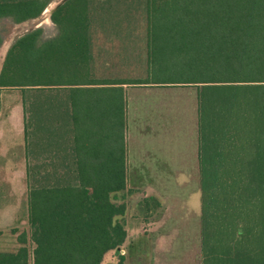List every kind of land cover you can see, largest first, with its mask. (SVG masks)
<instances>
[{"label": "trees", "instance_id": "trees-1", "mask_svg": "<svg viewBox=\"0 0 264 264\" xmlns=\"http://www.w3.org/2000/svg\"><path fill=\"white\" fill-rule=\"evenodd\" d=\"M111 1L65 0L50 14L53 38L35 28L6 54L0 89L21 97L29 235L0 264H103L110 253L124 264L131 85L197 88L202 264H264V0L126 4L125 19L132 8L145 19L148 71L137 80L93 68L95 30L119 26ZM49 3L0 0V18L32 20ZM158 207L146 197L140 211Z\"/></svg>", "mask_w": 264, "mask_h": 264}, {"label": "rangeland", "instance_id": "rangeland-1", "mask_svg": "<svg viewBox=\"0 0 264 264\" xmlns=\"http://www.w3.org/2000/svg\"><path fill=\"white\" fill-rule=\"evenodd\" d=\"M64 0H50L49 6ZM119 1V0H118ZM114 5L115 21L119 26L97 29L94 34L102 36L101 52L94 53L97 65L94 70L100 77L126 80H137L147 77V37L145 19L139 8L130 9V19L123 13L126 4L135 0H120ZM133 5V6H134ZM51 7V8H52ZM50 8V9H51ZM26 24V32L37 26L42 29L43 37L55 35L54 25H42L41 20ZM117 24V25H118ZM111 36L116 39H108ZM107 37V38H106ZM109 41V42H108ZM107 48V49H106ZM167 70H179L176 60L167 57ZM147 86H124L126 100L132 102V90H145ZM160 90V97L168 100L172 122H184L190 125L196 119V92L193 86L175 85ZM159 91V92H160ZM20 96V93H18ZM9 100L16 96L11 93ZM179 106V107H177ZM126 105V113H127ZM137 109V108H136ZM177 109V110H176ZM133 110H130L131 115ZM173 125V124H172ZM170 129V128H169ZM176 128L171 127L174 132ZM169 131V132H170ZM126 133V131H125ZM173 143V142H172ZM164 179L154 177V172L146 176L144 172L127 171V191L124 193L126 211L123 217L127 233L122 246L121 255L124 264H202V245L200 235L201 192L198 184L197 170L180 172H163ZM153 178L150 181L147 178ZM18 171H0V209L14 206L16 216L5 212L0 218V252H13L17 249V236L21 233L29 235L27 222V188ZM11 182L8 185L7 182ZM154 197L160 203L159 208L152 211L149 217H142L140 204L144 197ZM241 233V230H239ZM29 249L32 245L29 244ZM103 264H117V259L108 254Z\"/></svg>", "mask_w": 264, "mask_h": 264}, {"label": "crops", "instance_id": "crops-1", "mask_svg": "<svg viewBox=\"0 0 264 264\" xmlns=\"http://www.w3.org/2000/svg\"><path fill=\"white\" fill-rule=\"evenodd\" d=\"M35 21L37 19L29 22ZM29 22L16 24L9 18H0V72L10 46L17 38L27 33L25 28ZM54 36L43 38L48 39ZM112 38L116 39L117 37L111 36L108 39ZM103 39L98 35L91 37L93 55L97 51L101 52V47L98 48L95 43L101 42ZM96 65L94 60L93 68ZM162 87L169 86L153 85L147 86L143 91L132 90V102H129V99L126 100L128 108L125 133L127 171L144 172L146 176H149L150 172H154V177L157 176L161 180L165 178L163 172L198 169L196 119L188 125L179 121L172 122L169 115L168 117L164 115L171 111V107L168 100L164 101L165 99L160 97V90L165 89ZM11 93L16 96L14 100L8 98ZM18 93H20L18 90L0 89V171H18L24 179L25 189L27 162L22 104ZM162 94L164 96V93ZM130 110H133L131 115L129 114ZM172 126L176 128L174 132L170 131ZM147 179L153 180L150 177ZM7 183L12 185L10 181ZM6 211L16 216L17 208L6 206L0 209V218ZM150 213L142 212V217L146 215L147 218ZM120 252H122V248Z\"/></svg>", "mask_w": 264, "mask_h": 264}, {"label": "bare ground", "instance_id": "bare-ground-1", "mask_svg": "<svg viewBox=\"0 0 264 264\" xmlns=\"http://www.w3.org/2000/svg\"><path fill=\"white\" fill-rule=\"evenodd\" d=\"M56 5V4H55ZM54 5V6H55ZM54 6L52 7V6H48L47 8H46V10L42 13V15H43V18H42V20H41V24L42 25H50L51 23V21H50V19H49V13H50V11L52 10V8H54ZM52 7V8H51ZM51 8V9H50ZM42 15L39 17V18H37V21L38 20H40L41 19V17H42Z\"/></svg>", "mask_w": 264, "mask_h": 264}, {"label": "water", "instance_id": "water-1", "mask_svg": "<svg viewBox=\"0 0 264 264\" xmlns=\"http://www.w3.org/2000/svg\"><path fill=\"white\" fill-rule=\"evenodd\" d=\"M64 1H65V0H64ZM64 1H63V2H64ZM63 2H61V3H63ZM61 3L56 4V5L54 6V8H52V10H51L50 13H49V19H50V14H51V12H52V11H53V10L59 5V4H61ZM49 4H50V3H49ZM48 6H49V5H48ZM48 6H47V7H48ZM47 7H46V8H47ZM46 8L44 9V11L46 10ZM44 11H43V12H44ZM43 12H42V13H43ZM42 13H41V15H42ZM41 15H40V16H41ZM40 16H39V17H40ZM39 17H37V18H39ZM37 18L32 19V20H36ZM36 28H39V27L37 26Z\"/></svg>", "mask_w": 264, "mask_h": 264}]
</instances>
